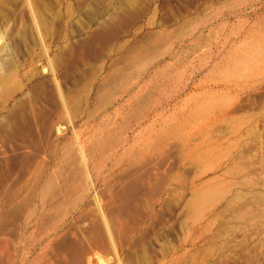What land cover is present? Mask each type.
Instances as JSON below:
<instances>
[{"label": "rangeland", "instance_id": "rangeland-1", "mask_svg": "<svg viewBox=\"0 0 264 264\" xmlns=\"http://www.w3.org/2000/svg\"><path fill=\"white\" fill-rule=\"evenodd\" d=\"M132 2L128 8L122 0H0V240L11 241L0 248V264H56L52 233L73 225L78 233L90 225L82 219L103 216L95 205L67 200L73 209L58 220L39 198L46 169L57 177L65 167L44 151V130L53 149L60 135L79 154L78 137L106 128L103 115L111 118L104 133L113 141L170 137L160 153L113 175L130 179L162 165L169 191L160 216L145 221L143 204L126 218L134 240L126 239L124 257L170 264L186 252L182 264H264V0ZM150 36L155 40L142 47ZM19 106L24 126L17 135L7 114ZM120 122L126 124L118 131ZM85 153L96 171L83 168L84 181L105 204V160ZM79 168L78 161L68 168L73 184ZM192 197L197 212L188 216L181 204ZM109 202L108 209L115 205ZM117 220L124 219L115 215L118 227ZM106 251L96 264L105 257V264H119L118 249Z\"/></svg>", "mask_w": 264, "mask_h": 264}, {"label": "bare ground", "instance_id": "bare-ground-1", "mask_svg": "<svg viewBox=\"0 0 264 264\" xmlns=\"http://www.w3.org/2000/svg\"><path fill=\"white\" fill-rule=\"evenodd\" d=\"M122 1H124L126 3V4L124 3L125 4L124 7L127 6L128 8H131L133 6L132 0L131 1L130 0H122ZM131 13L133 14V12H131ZM131 13H129V14H131ZM118 18L117 19L122 24L123 23L122 20H123L124 16H122V17L118 16ZM117 23L120 24L119 22H117ZM117 27H114V29L115 28L117 29ZM107 32H105V33H107ZM109 33H111V32L109 31ZM113 34L115 35L116 33L113 32ZM118 34H119V30H118ZM98 35H100V33ZM108 35H111V34H108ZM116 36L117 35H115L114 37L116 38ZM154 37L155 36L147 37L145 40L142 41L141 46H142V44H143L142 47H144L145 44H150L153 41ZM111 40H112V38H111ZM141 46H139V47H141ZM135 49L137 50V51H134L136 53V52H139L141 48L137 49L135 47ZM135 63H136V61H135ZM164 74H165V72H164ZM98 98L99 97L97 95V99ZM108 99H110V98L103 99V101L106 102V101H108ZM21 107L19 106L18 108L17 107L12 108L8 111V114H7L8 129L10 132H12L14 134L17 133V135L19 133L18 131L20 129V125H22V124H20V122L22 120L21 121L19 120V117H22L21 112L19 111ZM104 111H102L103 114H104ZM116 112L120 114L119 110H116ZM25 113H23V115H25ZM85 117L86 118L92 117V112L91 113L89 112L87 115H85ZM100 119H101L100 122H102L101 124L104 125L106 128L101 127V128H98V129L90 132L89 136H87L83 140H81L78 137L77 142H78L79 154L75 151V148L73 145L74 144L73 140L69 139V140H65L63 142L62 136H60V135H58V137H57V142L59 144V147L57 148V151H56V149H53L51 146L52 142H50V140H48L47 135H46V131L44 130V134H43V141H44L43 144L45 147L44 151L46 153H48L49 156H56L55 159H57V162L59 160L60 161L62 160L65 163V167H63V169H61V171L57 174V177L52 176L51 173L48 172L47 169L45 171V174L43 175L44 176V183L42 185L41 191L39 192V198L42 201L43 205H45L44 210L47 208V209L55 212L56 215L58 216L57 219L63 220V218H65L68 215L70 209L71 208L73 209V207L70 208L68 206L69 205L71 206L72 204L73 205L79 204L82 201L83 202L82 206L84 207V209H86L87 207H89L91 205H95L97 207V209L99 210L98 212H100L103 215L100 217L97 216L96 218H93L91 220L87 217L86 218L83 217L84 219H82L83 222H84V220L90 221V225L89 226H87V225L83 226V228H81L82 231L80 230V234H79V235L84 237L85 241L87 242L86 245H88V246H85V244L82 240L81 241H73L74 238H72V237L76 236L75 231H73L74 225L72 227L70 226V228H68V231L63 226L60 230H57V232H54L51 235L52 238H50V241L48 244L50 245L52 242H53L52 245L57 243V249L63 254V257H64L65 261L67 260L68 264H94V263L96 264L97 261L95 258L98 255V252H102L105 255L109 254L111 252L110 250H109L110 252H108V251L104 252V251L109 249V248H112L113 246L115 249H118L117 253L115 254L116 256L114 255V259L118 260L117 262L119 264H134L132 262L131 256L128 257L126 255V257H124V255L121 252L124 249V246H126L125 243L130 238L128 235L131 233L130 228H129L130 232L128 231V226H127L128 221L126 220V218H128V216H131V215L135 216L136 214H139L140 210L142 209V208L141 209L139 208V205H143V204H147V206H148V213H146V218H145L146 220L145 221L148 222L149 218H155L157 216H160L161 212H160L159 207H163L165 200L169 197L168 196L169 191H168L167 185L165 183V179L162 180V178H160V176H159L160 168L163 167L162 165L161 166H154V168H152L151 170H148V171L146 170V172H143L141 174H136V172L132 171V172H134V177L130 178V179H127L126 176H125L126 178L125 177L113 178V175H115L117 172H125L127 170H130L135 165L140 164L146 158H149L152 155L160 153L162 151V149L168 144L170 137H168L166 135H161V136H158L156 138L155 137L150 138L147 141H144V140L141 141L140 139L136 140V138L138 136V135H136L133 142L132 141H129V142L126 141L125 142V140H123V142H121V139L119 140V138H118V140L113 141L114 139L111 140V138H107V135H105V133H104V131L108 129L107 126L110 124L111 118L107 115H103L100 117ZM35 123H33V124H35ZM72 123L74 126V124H75L74 121H72ZM124 124H126V123L120 122L117 125L116 128L118 129V131H121L123 129ZM29 125L30 124L28 123V126ZM22 126H24V121H23ZM31 126H32V124H31ZM29 128H30V126H29ZM36 129L38 131L39 126H37ZM31 130L32 129L30 128L29 131H31ZM33 130H35V129H33ZM23 131H24V129H23ZM74 133L77 135L76 128H75ZM100 138L102 141L105 142V144L99 145L98 139H100ZM97 140H98V143H97ZM53 141H55V140H53ZM188 141H189V139L183 140L184 146L188 145ZM111 144H112V146H111ZM120 147H121V149H119ZM108 149H110V150H108ZM114 149H117V152H115L116 150L114 151ZM87 150H90L91 154L95 151L96 153H98V155H101V157H103V159L105 160L103 167L106 171V175L104 177H105V181L109 184V192H110L109 195H111L110 200H111V202H114V204H115L110 209H108L109 208L108 205H110V204L105 205L106 202L110 201L109 199H107L108 197L106 198L107 201L104 204L101 200L102 197L100 198V196L102 194L100 195L98 193L99 191L93 190V186L91 183L84 181L85 176H83L84 175L83 168H85L86 166H87V168H90V164L92 165V163H93L92 162L93 161L92 155L87 156L85 153ZM187 150L189 151L188 147L185 148V152ZM77 161L79 163V167H80L79 169L80 170L75 172L73 178H78V181L76 182V184H73L72 179L69 175L70 173L68 174V170H69L68 168L71 167L72 163H75ZM90 161H91V163H90ZM43 168H44V165L42 163V165H40L39 169L37 167V169H38L37 172L42 170ZM92 169H94L93 171L95 172L96 166L92 165ZM128 176H130V174ZM56 182H57V186H56ZM145 182L147 183L149 190H146V188H143V186L145 185L144 184ZM180 182L181 183L184 182V179L182 177L180 178ZM183 198H184L183 196L175 197V199L178 202L180 201V199H183ZM106 199H104L103 201H105ZM67 200H70L72 202L68 206L66 205V202H68ZM111 202H109V203H111ZM195 203L196 202H195V200H193V197L188 198L187 200L185 199L184 201L182 200L181 211L183 213L187 214L188 216L196 214L197 211L194 210ZM106 207H108V208H106ZM219 212H221V211H219ZM219 212H218V214H219ZM143 213H144V211H143ZM116 214L119 215V218L124 219L123 223L120 222V220H117L118 223H120V226H118V227L115 225V221H114ZM221 214L223 215V212ZM42 222H44V221H42ZM85 224H86V221H85ZM87 224H88V222H87ZM75 230H77V229H75ZM67 233H69V235H67ZM32 237H33V235H32ZM41 238H43V237H41ZM70 238H72V240ZM132 240H134V239H132ZM132 240L129 239L127 243H129V244L132 243ZM10 242L11 241L7 238L5 240L1 239L0 240L1 250L3 249V251H4L5 248H8V245L10 244ZM130 247H131V245H130ZM47 250L48 249L43 248L42 251L40 252V255L41 256L45 255ZM185 255H186V252H181V254L178 255L177 257H175L176 255L173 256L170 264H182V263H184L186 260ZM97 258H99V257H97ZM144 258L145 257L143 255V259ZM43 259H44V257H43ZM103 259H104V261H102V259H101L100 263H97V264L108 263V262H110L111 257H107V258L105 257ZM106 261H108V262H106ZM36 262H38V261H36Z\"/></svg>", "mask_w": 264, "mask_h": 264}, {"label": "crops", "instance_id": "crops-1", "mask_svg": "<svg viewBox=\"0 0 264 264\" xmlns=\"http://www.w3.org/2000/svg\"><path fill=\"white\" fill-rule=\"evenodd\" d=\"M53 234V233H52ZM66 234V233H65ZM80 232L76 233V235H79ZM67 235H69V233H67ZM72 240V239H71ZM74 241V240H73ZM85 246H88L86 245L87 242L85 241ZM56 246V264H68L67 260L65 261L64 257H63V254L58 250L57 251V244H53V246ZM60 259V260H59Z\"/></svg>", "mask_w": 264, "mask_h": 264}]
</instances>
